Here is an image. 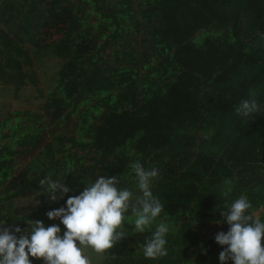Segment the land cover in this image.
I'll list each match as a JSON object with an SVG mask.
<instances>
[{
  "label": "trees",
  "instance_id": "1",
  "mask_svg": "<svg viewBox=\"0 0 264 264\" xmlns=\"http://www.w3.org/2000/svg\"><path fill=\"white\" fill-rule=\"evenodd\" d=\"M0 85L41 101L0 120V220L51 223L63 200L41 194L46 177L69 195L101 175L135 192L139 161L159 170L163 211L143 233L123 221L126 238L102 264H218L220 212L241 194L264 222V0H0ZM250 93L260 111L241 118ZM32 194L39 204L19 211ZM159 222L172 229L168 256L145 259Z\"/></svg>",
  "mask_w": 264,
  "mask_h": 264
},
{
  "label": "clouds",
  "instance_id": "2",
  "mask_svg": "<svg viewBox=\"0 0 264 264\" xmlns=\"http://www.w3.org/2000/svg\"><path fill=\"white\" fill-rule=\"evenodd\" d=\"M254 94L243 99L234 108L241 118H251L260 111ZM134 172L135 192L117 186L115 176H98L91 183H83L78 194L64 181L49 177L40 180L41 194L48 201L63 204L45 213L48 221L29 220L24 227L0 220V264H90V249L96 254L126 238L123 221L127 220L136 232L150 229L163 211V204L153 195L152 187L158 177L155 167L145 168L139 161L130 165ZM227 197L232 192L231 181L225 180L221 189ZM138 193V194H136ZM39 201L36 200L35 205ZM220 212L227 231H218L214 243L222 250L218 264H264V222L254 218L248 210L252 207L246 195L241 194ZM130 213V215H128ZM171 226L159 222L141 245L145 259L157 260L168 256L166 237ZM201 254H207L202 249Z\"/></svg>",
  "mask_w": 264,
  "mask_h": 264
},
{
  "label": "rangeland",
  "instance_id": "3",
  "mask_svg": "<svg viewBox=\"0 0 264 264\" xmlns=\"http://www.w3.org/2000/svg\"><path fill=\"white\" fill-rule=\"evenodd\" d=\"M54 62L50 61L45 63L39 69V77L41 78V87L46 89L50 87L51 82L49 78L54 75ZM40 99L34 93L32 88H24L18 95H14L11 88L0 85V120L8 113L15 110L24 111H38L40 109ZM37 194H32L22 198L16 207L19 211H29L31 208L36 207ZM255 215H258L256 213ZM86 255L89 256L90 264H102L104 259L103 254H96L90 249L85 250Z\"/></svg>",
  "mask_w": 264,
  "mask_h": 264
}]
</instances>
